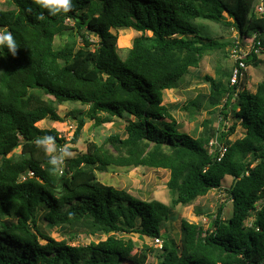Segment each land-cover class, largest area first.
<instances>
[{"label": "trees", "instance_id": "16d2710c", "mask_svg": "<svg viewBox=\"0 0 264 264\" xmlns=\"http://www.w3.org/2000/svg\"><path fill=\"white\" fill-rule=\"evenodd\" d=\"M8 1L12 7L0 9V26L18 49L13 56L0 45V264H145L147 252L130 254L131 238L108 235L72 245L37 225L160 236L169 206L99 181L94 170L108 165L167 170L173 204H187L231 176L232 215L223 219L220 206L207 229L181 219V248L164 242L156 264H264V80L250 92L238 81L225 85L205 76L210 104L223 99L222 118L216 127L204 119L196 137L175 128L177 105L163 103V90L177 87L205 54L228 45L202 34L196 18L232 27L239 37L255 35L254 48L264 53V12L254 11L256 0H72V11L55 16L33 0ZM124 28L140 34L121 58L117 30ZM66 31L81 45L72 39L54 48L55 36ZM257 61L253 50L245 57L246 64ZM64 101L87 106L66 115L76 123L73 144L86 119L100 125L127 114L126 138L119 139L126 153L114 156L88 142L84 152L66 159L63 174H54L34 141L51 135L56 145L67 142L55 128L37 126L43 119L62 121L57 104ZM197 102L190 98L182 109ZM238 125L243 135L231 140ZM16 147L19 154L12 156Z\"/></svg>", "mask_w": 264, "mask_h": 264}, {"label": "rangeland", "instance_id": "374dc122", "mask_svg": "<svg viewBox=\"0 0 264 264\" xmlns=\"http://www.w3.org/2000/svg\"><path fill=\"white\" fill-rule=\"evenodd\" d=\"M10 7L12 5L8 0H0V9H8ZM195 24L199 26L202 34L204 33L208 37L227 41L228 45L224 49H217L205 54L199 61L198 66L188 68V71L184 74L177 87L163 90V103L166 105H177V108L172 110L175 118V128L194 137L198 136L202 130L201 122L204 119L209 118L212 126L216 127L218 121L222 118L219 109L222 106L223 99L220 104L214 106L210 104V83L205 80V76H210L215 80L219 79L225 85L228 81L230 82L234 60L230 55L229 46L236 35V30L232 27L209 19L196 18ZM5 30L6 28L0 26V31ZM112 32H115V30L112 29ZM139 34L140 32L132 28L117 30V47L121 58L126 56L133 38ZM147 34H150V32H147ZM89 38L93 41L97 40V37L93 34H89ZM72 39L75 40L76 46L81 45L82 42L78 35L74 33V37H71L69 31H66L61 35L55 36L54 48H59L65 43L71 42ZM246 47L247 43L244 42L242 49ZM256 57L258 59L257 64H246L243 75L238 79L239 86H244L250 92H254L259 82L264 80V53H256ZM44 97L52 98L48 95ZM195 97L198 98V106L193 107L192 110H183L181 105L185 104L186 100ZM86 107V105L80 102H61L57 104V111L64 119L62 121L43 119L37 122V126L40 128H55L59 136L65 138L66 143L56 146L59 148L68 145L70 148V156L68 158L84 152L88 142H95L103 146L114 156L124 155L126 149L119 143V139L126 138L127 114H124V117L113 116L108 122L100 125H94L92 120L86 119L77 142L74 144L70 142L76 123L75 120L66 115L72 109H86ZM228 110H230V106H228L227 112L229 115H232L231 111L229 113ZM233 121V119H229L226 125L229 126ZM242 135L243 130L238 125L229 138L234 140ZM143 146H147V144ZM153 147L154 144L148 143L147 150H151ZM161 150L167 151L165 147H162ZM19 151L20 148L16 147L12 151V156H17ZM94 172L96 178L104 184L123 189L141 200L148 201L155 199L168 205L169 218L160 224V238L163 243H171L178 250L181 248L182 240L181 219L196 223L201 228L207 229L220 206H222L221 216L223 219H227L232 215V202L228 193L231 176H225L219 188L210 189L206 194L196 197L187 204H173L175 195L168 189L166 184L169 178L167 170L148 166L108 165L106 169H95ZM262 202V200L258 201L257 205ZM251 220L252 217H249L245 221L246 224L249 225ZM37 225L42 232L52 236L56 240L64 239L72 245H86L90 242H97L108 235L122 239L131 238L135 243V248L130 254L137 255L140 252H147L145 263L156 264L158 261L160 250H156L151 246V238H146L139 234L110 232L108 234L98 233L90 235L79 232L77 228L52 226L41 220L37 222Z\"/></svg>", "mask_w": 264, "mask_h": 264}, {"label": "clouds", "instance_id": "9594fccd", "mask_svg": "<svg viewBox=\"0 0 264 264\" xmlns=\"http://www.w3.org/2000/svg\"><path fill=\"white\" fill-rule=\"evenodd\" d=\"M33 2L44 9H47L49 15L55 16L62 13H68L73 9L72 0H33ZM30 11V9H29ZM38 19H44L41 13ZM0 45H6L8 51L15 56L18 46L9 31H0ZM38 148H42L48 156V163L51 165V171L54 174H63V165L65 159L70 156V148L68 145L57 147L55 137L51 135H43L37 137L34 141Z\"/></svg>", "mask_w": 264, "mask_h": 264}, {"label": "built area", "instance_id": "2783aa9c", "mask_svg": "<svg viewBox=\"0 0 264 264\" xmlns=\"http://www.w3.org/2000/svg\"><path fill=\"white\" fill-rule=\"evenodd\" d=\"M254 11L257 14H262L264 12V0H256L254 5ZM254 37L255 35L251 34L250 36H244L239 37L238 33L236 32V35L231 42V45L229 46V52L231 57L234 60V64L231 70L230 75V84H234L238 81V79L243 75L245 69H246V63H245V57L251 52V50L254 51V53H259V48H254ZM246 42L247 47L242 49V44ZM216 141L211 140L210 143H214ZM221 154L225 150V148L220 147ZM151 238V246L154 247L156 250H161L163 241L160 238V236H153ZM147 264V263H145Z\"/></svg>", "mask_w": 264, "mask_h": 264}, {"label": "crops", "instance_id": "0c3cea01", "mask_svg": "<svg viewBox=\"0 0 264 264\" xmlns=\"http://www.w3.org/2000/svg\"><path fill=\"white\" fill-rule=\"evenodd\" d=\"M258 60V59H257Z\"/></svg>", "mask_w": 264, "mask_h": 264}]
</instances>
